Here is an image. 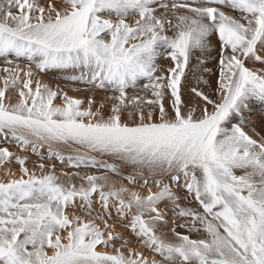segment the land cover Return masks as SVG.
<instances>
[{
    "label": "snow or ice",
    "instance_id": "6c2138e0",
    "mask_svg": "<svg viewBox=\"0 0 264 264\" xmlns=\"http://www.w3.org/2000/svg\"><path fill=\"white\" fill-rule=\"evenodd\" d=\"M213 36L210 95L198 85L212 87ZM11 55L119 95L105 115L39 81L33 91L28 71L10 104L20 76L4 80L0 141L105 174L41 163L37 175L0 146V169L21 173L0 180V264H264V117L249 128L264 105V0H0ZM141 85L152 99L128 96ZM132 109L138 122H125Z\"/></svg>",
    "mask_w": 264,
    "mask_h": 264
},
{
    "label": "rangeland",
    "instance_id": "374dc122",
    "mask_svg": "<svg viewBox=\"0 0 264 264\" xmlns=\"http://www.w3.org/2000/svg\"><path fill=\"white\" fill-rule=\"evenodd\" d=\"M211 39H212L213 50L211 52V55L209 58V63L207 66L212 69V74L210 76L208 74H205V79L209 80L212 87L209 88L208 86L203 85V84L198 85L203 91H205L206 93H208L210 95L213 94L215 91L216 80L218 79V75H219V70H218L219 55H218V53H219V49H220V42L218 40V37L213 36ZM213 57H214V59H213ZM8 61H11V63H9ZM160 64L162 67H167L170 64V61L166 60V59L161 60ZM5 69H8L9 71H4ZM13 70H15L18 74H20L22 71H25V70H26V72L31 71L33 74L32 85H31L32 89H35L34 84H36L37 81H39L40 83L42 81L41 84H47L53 90H60L62 92H67V94L69 96L83 101V104H82L83 109H86L88 107V103L90 100L93 101V105H95L94 103H95L96 97H99V98H101V100L103 99L104 101L105 100H107V101L112 100L113 102H116L112 98L119 95L118 93H114L111 91H107V92L102 91L98 88H94L92 85H89V84H86L83 82H73L72 80L69 79V77L73 74L79 75L78 72L72 73V72L65 71V70H49L47 72H41L39 69H37L35 66H33L31 62L27 61L24 58H17L14 55L9 56L7 59L0 57V86H1L0 89L1 90H3L5 87L4 86V80L6 78L10 79L11 73ZM23 74L19 75L20 81H18L16 87H12L11 85L8 87V90H7L8 92L6 91V100H5L6 103H8L7 102V96H9V93H12L10 95L13 96L14 92H15V94H17L19 92V90L21 88H23L21 86L22 82L27 80L26 79L27 77L24 76ZM143 83H147V81H144ZM189 86H197L195 79L192 77L189 78ZM2 87H3V89H2ZM18 87H19V89H18ZM15 88H16V90L14 91ZM187 93H189L192 96H193V94L191 92L185 90V97H184L185 101L188 102L189 106L191 107L192 104L190 103V101L188 99ZM128 96L130 98L136 97V96L147 97L148 99L153 98L151 95V92L148 89L143 88L142 85L137 90H129ZM104 97H105V99H104ZM213 98H215V96H213ZM194 99H196V98L194 97ZM60 100H61V98L58 97L57 101H54V103H58V102H60ZM165 103H166V105H168L170 103L167 98L165 99ZM93 105H92V107H93ZM132 111L134 112V115H133L131 120L129 119L127 112H125V114L123 116V120L125 122H128V123H132L133 121L138 122V116L135 115L136 110L132 109ZM145 111H147L146 105H145ZM254 111H255V115L252 117L253 124L249 125V128L255 127V128H257V130H259L260 121H261L262 117H264V105L257 104L255 106ZM3 143H5V142L3 141ZM84 170H87V169H84ZM195 235L198 238L199 234L193 232V236L195 237L194 239H196Z\"/></svg>",
    "mask_w": 264,
    "mask_h": 264
},
{
    "label": "bare ground",
    "instance_id": "6f19581e",
    "mask_svg": "<svg viewBox=\"0 0 264 264\" xmlns=\"http://www.w3.org/2000/svg\"><path fill=\"white\" fill-rule=\"evenodd\" d=\"M13 62V61H12ZM8 66V65H7ZM17 66V65H16ZM15 67V66H14ZM21 67V66H20ZM19 67V68H20ZM26 68V67H25ZM24 70V69H23ZM28 72V71H27ZM26 70L25 71H22L19 75H22L23 73H27ZM37 73V72H36ZM24 75V74H23ZM25 76V75H24ZM27 79V78H26ZM45 79V78H44ZM41 81V80H40ZM18 83V82H17ZM37 83V82H36ZM42 83V81H41ZM22 86V85H21ZM20 86V87H21ZM34 86L36 87V84H34ZM67 87V86H66ZM1 88V86H0ZM3 89V87H2ZM19 89V87H18ZM17 89V90H18ZM1 90V89H0ZM8 90V89H7ZM16 90V88L14 89V91ZM20 90H23L25 93L28 92V89H23L21 88ZM19 90V92H20ZM35 89H33L34 91ZM72 91V90H71ZM8 92V91H7ZM17 92V91H16ZM19 92L17 94H12V93H9V96H7V102L10 103V104H14L16 102L19 101L20 97H19ZM94 95V94H93ZM188 95V99L190 101V103L192 101H194V97L192 95H190L189 93H187ZM98 96V95H97ZM102 96V95H101ZM82 98V97H81ZM94 98V97H93ZM105 99V97H104ZM6 102V101H5ZM103 103L104 104V108L102 109V111L104 112L105 115L109 114L110 113V109H111V106L113 105V102L112 100H101V98L99 97H96L95 98V105H93V108L96 109V108H99L100 104ZM192 104V103H191ZM95 106V107H94ZM190 107V106H189ZM0 146H6V147H9V150L12 151L13 153H15L16 155L18 156H24V155H27L28 157V163H27V167L29 168V170L31 172H35L37 175L40 174V169L38 167L39 164L43 163L46 167H45V170L47 171L48 169L51 168L52 164H55L56 165V171L57 173H61V172H69V173H75L77 171H80L81 174H83L84 171H87L89 172V174H95V175H104L105 173L103 171H98L96 169H87V170H81V169H73L69 166H66V165H61L59 161L57 160H52L50 158H47V149L46 147L44 149H42V151L45 153V156L41 157L39 154H35V153H32L31 150H28L27 152H24L22 151L19 147H17L15 144H12V143H3V141H0ZM9 170L11 171V173H14L17 177L21 174L20 173V166L13 162L11 163L10 165L0 169V180H4V181H7L8 179V176H9ZM114 179H117L116 177H113ZM75 182L77 183V185H79L80 181L78 179L75 180ZM123 183H127L126 181H121ZM183 181H181L182 183ZM181 192H183V189L181 188L180 189ZM98 199V198H97ZM99 206L97 205V208ZM78 215H81L82 213L78 212L77 213ZM85 219H91V217H85ZM113 220H115V214L113 213ZM113 220H110L109 222L112 223ZM183 222V221H181ZM103 226V225H101ZM116 231H119L121 233L124 234V236L128 239H131L133 241V245L136 246V240H135V237L132 236V234L125 228H122L119 226V223L117 222V227L115 229ZM178 231H180L181 233L183 234H189L188 231L186 229H177ZM195 233V232H194ZM191 238H195L193 236V233H191ZM196 236V235H195ZM199 237V236H198ZM197 238V236H196ZM138 251H146L145 249L143 248H137ZM146 255H151L149 253H146Z\"/></svg>",
    "mask_w": 264,
    "mask_h": 264
}]
</instances>
